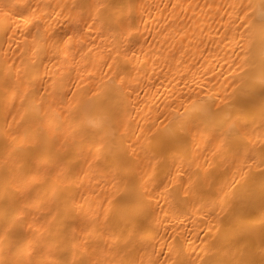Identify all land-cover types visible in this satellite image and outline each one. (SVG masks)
Listing matches in <instances>:
<instances>
[{"label":"bare ground","instance_id":"6f19581e","mask_svg":"<svg viewBox=\"0 0 264 264\" xmlns=\"http://www.w3.org/2000/svg\"><path fill=\"white\" fill-rule=\"evenodd\" d=\"M264 264V0H0V264Z\"/></svg>","mask_w":264,"mask_h":264},{"label":"snow or ice","instance_id":"6c2138e0","mask_svg":"<svg viewBox=\"0 0 264 264\" xmlns=\"http://www.w3.org/2000/svg\"><path fill=\"white\" fill-rule=\"evenodd\" d=\"M208 264H218V262H215V261H208Z\"/></svg>","mask_w":264,"mask_h":264}]
</instances>
